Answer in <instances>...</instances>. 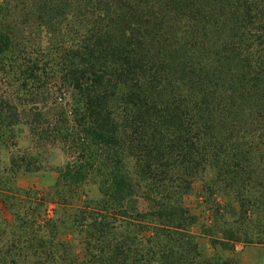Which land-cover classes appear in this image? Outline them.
<instances>
[{
  "label": "trees",
  "instance_id": "1",
  "mask_svg": "<svg viewBox=\"0 0 264 264\" xmlns=\"http://www.w3.org/2000/svg\"><path fill=\"white\" fill-rule=\"evenodd\" d=\"M0 148V264H238L264 248V0H0Z\"/></svg>",
  "mask_w": 264,
  "mask_h": 264
},
{
  "label": "rangeland",
  "instance_id": "2",
  "mask_svg": "<svg viewBox=\"0 0 264 264\" xmlns=\"http://www.w3.org/2000/svg\"><path fill=\"white\" fill-rule=\"evenodd\" d=\"M13 3V2H11ZM87 11H85V19H79L81 22H84L87 28H91L92 24L95 23V19L97 18L98 11L94 10V8L91 6V3L89 2L88 7L86 8ZM69 11H72L69 9ZM30 12V13H28ZM27 9H15L13 13L15 15H18V17L22 18L21 20H24L23 17H28L27 15H31L35 13V11H28ZM71 13V12H70ZM13 17V15H12ZM74 22L72 25L66 30L69 31V35L66 34L64 37H68V43L66 45H77L79 40H81V36L85 34L84 29H78V33L73 32V30L70 31V29L73 27ZM23 26V25H22ZM46 36L43 32L41 34L37 33V43L31 47V49L27 50L28 54L27 56L32 59V67L45 69L46 71L50 72L53 70V64L46 63L43 61V58L46 57L45 53L50 52L52 53L54 51L55 46L51 45L48 41H46ZM84 56V54L82 55ZM81 57V56H80ZM38 59V60H37ZM41 73V72H40ZM42 74V73H41ZM51 74V73H50ZM27 144V138L26 135H23V137L20 139L18 145L24 146ZM48 150V149H47ZM6 157L7 152L5 149L0 148V166L3 167L6 165ZM66 160V156L63 154V152L58 147H50L49 148V155L47 156V159L45 162H47L48 167H57L60 164L64 163ZM52 172L48 174L47 176H43V174H31L26 176H20L19 184L21 185H37L40 187H45L49 181L52 180V176L54 175V170L51 169ZM193 190L187 197L189 205H192V209L199 213V209H196L194 207V202L196 195L198 192H200V182L196 181L193 185ZM139 204L143 207L146 206V203L144 201H139ZM53 214V206H50ZM0 216L4 218H10V214L8 211L5 210L4 205L2 201L0 200ZM235 254H236V261L238 264H264V248L259 245L254 244H244V243H237L235 246ZM228 254V253H226Z\"/></svg>",
  "mask_w": 264,
  "mask_h": 264
},
{
  "label": "built area",
  "instance_id": "3",
  "mask_svg": "<svg viewBox=\"0 0 264 264\" xmlns=\"http://www.w3.org/2000/svg\"><path fill=\"white\" fill-rule=\"evenodd\" d=\"M47 213L51 214L52 213V210L51 208L49 207V209L47 210Z\"/></svg>",
  "mask_w": 264,
  "mask_h": 264
}]
</instances>
